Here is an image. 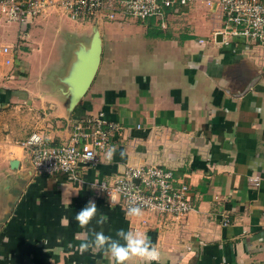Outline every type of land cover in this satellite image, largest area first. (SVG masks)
I'll return each mask as SVG.
<instances>
[{
	"label": "crops",
	"instance_id": "0c3cea01",
	"mask_svg": "<svg viewBox=\"0 0 264 264\" xmlns=\"http://www.w3.org/2000/svg\"><path fill=\"white\" fill-rule=\"evenodd\" d=\"M208 1L191 0L165 29L155 20L82 24L48 10L27 27L17 76L0 56V108L20 106L35 118L31 134L59 144L88 116L122 127L111 162L106 154L81 170L79 185L34 176L20 147L5 149L18 167L0 180V264H109L79 245L91 230L115 238L121 228L150 237L160 253L152 264H264V48L215 35L220 18ZM95 34L99 65L78 96L74 80ZM17 36L0 14V45ZM146 164L175 170L190 187L184 219L128 217L95 185ZM89 200L108 220L83 229L75 214Z\"/></svg>",
	"mask_w": 264,
	"mask_h": 264
},
{
	"label": "built area",
	"instance_id": "2783aa9c",
	"mask_svg": "<svg viewBox=\"0 0 264 264\" xmlns=\"http://www.w3.org/2000/svg\"><path fill=\"white\" fill-rule=\"evenodd\" d=\"M189 2L191 0H0L4 21L18 26L15 43L0 45V56L9 57L4 61L11 66L9 77L17 76L15 54L20 53L24 45L27 27L48 10L61 11L70 21L82 24L119 23L133 18L139 22L155 20L165 29L169 18L184 13ZM207 4L219 14L220 28L215 35L224 39L243 38L264 48V0H212ZM120 133L122 127L118 124L88 116L72 125L69 138L62 143L47 142L33 133L19 147L25 152L34 176L62 177L67 183L80 184L81 168L98 165L113 147L115 135ZM97 186L108 205L111 200V207H119L124 213L133 201L140 203L144 212L176 219H184L192 209L190 187L177 178L175 170L162 166H126L112 178L110 186L105 180H100Z\"/></svg>",
	"mask_w": 264,
	"mask_h": 264
},
{
	"label": "clouds",
	"instance_id": "9594fccd",
	"mask_svg": "<svg viewBox=\"0 0 264 264\" xmlns=\"http://www.w3.org/2000/svg\"><path fill=\"white\" fill-rule=\"evenodd\" d=\"M33 140L37 139L34 135ZM116 149L110 148L107 152V159L111 162ZM123 156V152H121ZM143 198L141 197L140 200ZM112 206L110 200L109 207ZM128 217H142L144 215L143 207L140 203L133 201L126 210ZM93 219L98 225L107 222L108 217L104 214L98 215V207L94 200H89L86 205L75 214V220L83 229H88ZM92 231V239L84 240L79 245L81 251L94 249L102 251L109 259V264H134L139 261L140 264H152L159 259L160 253L157 247L152 243L150 237L145 232L139 230L118 229L115 238L111 235H105L103 230Z\"/></svg>",
	"mask_w": 264,
	"mask_h": 264
},
{
	"label": "rangeland",
	"instance_id": "374dc122",
	"mask_svg": "<svg viewBox=\"0 0 264 264\" xmlns=\"http://www.w3.org/2000/svg\"><path fill=\"white\" fill-rule=\"evenodd\" d=\"M190 4L191 2L188 3V7L190 6ZM106 23H110V22H106ZM122 23L138 24L139 21L133 18H126L124 22H119V24ZM245 41H250V40H245ZM18 54H15V58L18 56ZM18 109H21V107L15 105L6 108H0V180L1 181L13 176L16 170V168H12V164L14 161H10L8 154L5 152V149L6 148L11 150L19 149L20 143L24 141L31 134L30 133L31 125H34L36 122L35 118H31L29 115L27 116V113H23L22 110H18ZM81 170L85 173L87 172V167L81 168ZM105 181L110 186L112 179ZM3 182L5 184V182L7 181H3ZM97 184L95 185L98 188ZM2 187H5V190H3ZM13 192L14 191L10 190L9 194H13ZM4 193L7 194L6 185L4 186L0 185V195L1 194L4 195Z\"/></svg>",
	"mask_w": 264,
	"mask_h": 264
},
{
	"label": "water",
	"instance_id": "95a60500",
	"mask_svg": "<svg viewBox=\"0 0 264 264\" xmlns=\"http://www.w3.org/2000/svg\"><path fill=\"white\" fill-rule=\"evenodd\" d=\"M221 37V35H218ZM101 45L98 35L95 34L91 48L87 57L80 62L79 69L82 70L80 76L76 75L74 80L75 86L78 88V96H81L89 87L100 61ZM18 162L14 161L12 168H17Z\"/></svg>",
	"mask_w": 264,
	"mask_h": 264
},
{
	"label": "trees",
	"instance_id": "16d2710c",
	"mask_svg": "<svg viewBox=\"0 0 264 264\" xmlns=\"http://www.w3.org/2000/svg\"><path fill=\"white\" fill-rule=\"evenodd\" d=\"M148 33H150V32H148ZM152 34V33H151Z\"/></svg>",
	"mask_w": 264,
	"mask_h": 264
}]
</instances>
